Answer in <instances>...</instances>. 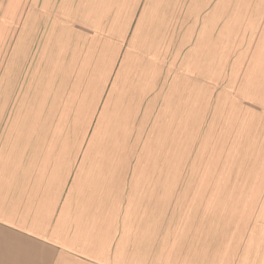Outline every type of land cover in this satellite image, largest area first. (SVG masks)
<instances>
[{"label": "rangeland", "instance_id": "rangeland-1", "mask_svg": "<svg viewBox=\"0 0 264 264\" xmlns=\"http://www.w3.org/2000/svg\"><path fill=\"white\" fill-rule=\"evenodd\" d=\"M46 162L119 205L136 264L255 249L264 0H0V198L30 205L17 167Z\"/></svg>", "mask_w": 264, "mask_h": 264}, {"label": "crops", "instance_id": "crops-1", "mask_svg": "<svg viewBox=\"0 0 264 264\" xmlns=\"http://www.w3.org/2000/svg\"><path fill=\"white\" fill-rule=\"evenodd\" d=\"M54 165L23 163L17 167L33 201L22 205L23 196L13 206L0 198V232L6 230L12 239L26 237L54 250L55 264H136L135 225L120 221L119 205L105 208L102 198L94 194L82 198L69 185L71 168ZM96 198L101 199L100 205ZM87 204L94 209H87ZM129 212L124 211L123 218H129ZM259 243L234 258L217 247L201 251L199 243L189 255L178 257L176 264H264V242ZM35 259L26 248L7 241L0 244V264H32Z\"/></svg>", "mask_w": 264, "mask_h": 264}, {"label": "snow or ice", "instance_id": "snow-or-ice-1", "mask_svg": "<svg viewBox=\"0 0 264 264\" xmlns=\"http://www.w3.org/2000/svg\"><path fill=\"white\" fill-rule=\"evenodd\" d=\"M12 243L18 247L26 248L30 250L36 259L32 264H55V253L54 250H49L43 244H38L36 240H29L26 237H20L19 239H12L4 232H0V244L5 242Z\"/></svg>", "mask_w": 264, "mask_h": 264}]
</instances>
